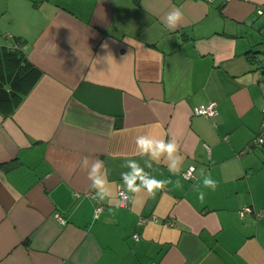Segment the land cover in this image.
Returning a JSON list of instances; mask_svg holds the SVG:
<instances>
[{
  "label": "crops",
  "instance_id": "obj_1",
  "mask_svg": "<svg viewBox=\"0 0 264 264\" xmlns=\"http://www.w3.org/2000/svg\"><path fill=\"white\" fill-rule=\"evenodd\" d=\"M260 6L0 0V264H264V212H240L264 211V143L246 148L264 135ZM173 8L184 18L169 31ZM208 100L215 117L191 113ZM140 135L175 137L180 174L138 155ZM85 156L104 162L103 202L92 199ZM128 160L182 188L127 193L120 206ZM202 171L217 187L202 188L201 202Z\"/></svg>",
  "mask_w": 264,
  "mask_h": 264
},
{
  "label": "clouds",
  "instance_id": "obj_2",
  "mask_svg": "<svg viewBox=\"0 0 264 264\" xmlns=\"http://www.w3.org/2000/svg\"><path fill=\"white\" fill-rule=\"evenodd\" d=\"M184 18L183 11L179 8H173L169 11L165 18L164 24L169 31H175L182 25ZM135 144L137 147V154L141 157H148L149 160L159 162L162 158L166 161L168 171L176 176L180 174V165L182 164V156L179 155L180 146L175 137L167 140L163 138H154L150 135H140L136 137ZM147 163V162H146ZM90 164V167H89ZM129 169L121 173V179L125 186V194H139L146 192L148 197H155L156 193L167 187L168 184H173L174 188L181 189L180 180L173 182L169 179H156L145 171L144 167L135 160H128L123 165ZM147 167L151 168V163H147ZM81 168L87 171V178L91 181V189L94 190L92 199L98 202H103L111 197V189L109 188V181L107 179V170L104 167V162L100 159L90 161L85 156L81 161ZM203 176L202 187L199 184L193 186V191L197 192V198L202 202L205 193L202 188L215 190L217 182L211 178V174Z\"/></svg>",
  "mask_w": 264,
  "mask_h": 264
},
{
  "label": "built area",
  "instance_id": "obj_3",
  "mask_svg": "<svg viewBox=\"0 0 264 264\" xmlns=\"http://www.w3.org/2000/svg\"><path fill=\"white\" fill-rule=\"evenodd\" d=\"M257 13L264 15V7H258L257 8ZM255 61L259 64L260 67H262V69H264V59H259V57L255 58ZM262 77H264V73H262ZM191 113L192 114H202L205 115L207 117H215L218 114V108H217V101L216 100H208L206 102H202L199 104L194 105L191 108ZM264 143V135L259 134L256 135L255 137L252 138V140L250 141V143L247 145V149H250L251 147L254 146H258L260 144ZM239 153H242V151H240ZM194 170H195V166L193 164L188 165L187 168H185L183 171H181V174L184 178L186 179H192L194 177ZM118 198H119V205L120 206H127L128 203V194H125L124 189H120L118 190ZM101 209V205H97L96 209H95V213L97 214ZM255 212L256 215H261L262 210H254L252 209V207L250 206H245L243 207L240 212L244 213V212ZM56 218L58 221L60 222H65L64 218L62 216H60V214H56ZM152 220L156 221L157 217L156 216H152ZM150 221V217L149 216H145V215H140L138 217V223H146ZM167 224H171L170 221H164ZM132 236L137 239L138 234L137 233H133Z\"/></svg>",
  "mask_w": 264,
  "mask_h": 264
}]
</instances>
